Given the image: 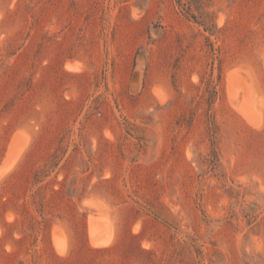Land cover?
I'll return each instance as SVG.
<instances>
[{
  "label": "rangeland",
  "instance_id": "374dc122",
  "mask_svg": "<svg viewBox=\"0 0 264 264\" xmlns=\"http://www.w3.org/2000/svg\"><path fill=\"white\" fill-rule=\"evenodd\" d=\"M0 264H264V0H0Z\"/></svg>",
  "mask_w": 264,
  "mask_h": 264
},
{
  "label": "bare ground",
  "instance_id": "6f19581e",
  "mask_svg": "<svg viewBox=\"0 0 264 264\" xmlns=\"http://www.w3.org/2000/svg\"><path fill=\"white\" fill-rule=\"evenodd\" d=\"M245 83V82H244ZM247 85V84H246ZM244 86V85H243ZM239 102V101H238ZM259 102V101H258ZM259 105V104H258ZM250 123V122H249Z\"/></svg>",
  "mask_w": 264,
  "mask_h": 264
}]
</instances>
